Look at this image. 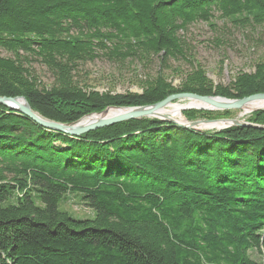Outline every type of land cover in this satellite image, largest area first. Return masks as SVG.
I'll use <instances>...</instances> for the list:
<instances>
[{
  "label": "trees",
  "instance_id": "obj_1",
  "mask_svg": "<svg viewBox=\"0 0 264 264\" xmlns=\"http://www.w3.org/2000/svg\"><path fill=\"white\" fill-rule=\"evenodd\" d=\"M215 18L264 30V0H0V96H24L44 118L71 123L183 92L264 93V61L227 85L194 65L185 34ZM101 54L156 57L161 68L181 58L192 68L179 86L159 70L142 92H100L74 74ZM235 113L183 111L190 121ZM247 121L264 125V109ZM73 193L94 218L60 209ZM0 264H264V129L204 131L146 117L72 136L0 103Z\"/></svg>",
  "mask_w": 264,
  "mask_h": 264
},
{
  "label": "rangeland",
  "instance_id": "obj_2",
  "mask_svg": "<svg viewBox=\"0 0 264 264\" xmlns=\"http://www.w3.org/2000/svg\"><path fill=\"white\" fill-rule=\"evenodd\" d=\"M215 22V27L204 22L191 25L185 34V39L191 47L194 65L200 64L215 85H227L238 73L253 72L255 64L264 61V30L259 27L236 28L230 22L224 23L225 21L219 18H215ZM3 54L11 55L5 51ZM30 66L44 86L50 87L54 84L53 74L46 65L32 58ZM191 68L192 65L181 58H170L167 67L161 68L160 60L156 57H153L150 63L133 58L122 62L109 60L101 54L94 61L81 62L74 75L77 83L89 89L100 92L127 93L129 91L142 92L144 82L157 75L159 70L163 72L168 81L179 86ZM188 102V100H176L173 103L185 106ZM233 111H236V116L230 119L247 120L251 115V111ZM94 113L98 112L88 113L80 119ZM182 116L186 119L183 113ZM213 129H217V126L202 128L204 131ZM75 194H69L68 200L60 201V209L74 218H94V210L83 205ZM253 256L259 259L256 254Z\"/></svg>",
  "mask_w": 264,
  "mask_h": 264
},
{
  "label": "water",
  "instance_id": "obj_3",
  "mask_svg": "<svg viewBox=\"0 0 264 264\" xmlns=\"http://www.w3.org/2000/svg\"><path fill=\"white\" fill-rule=\"evenodd\" d=\"M176 100H188L190 101H199L205 103L210 108H200L202 110H245L247 105L254 101H264V93L253 94L244 98H226L222 96H213V95H200L196 93L183 92L178 94H172L168 96L163 101H160L155 104L144 105V106H133V107H116L110 106L107 109L86 116L78 121L71 123H62L54 120H50L41 116L38 112L34 111L24 96L17 97H7L0 96V103L10 108L11 110L18 111L39 123L45 128L59 131L72 136H80L86 132L100 129L103 127L111 126L120 122H124L132 119L140 118H158L160 120L170 122L176 126H180L186 129H196L202 130L203 127H212L217 126V129L232 127V126H252L256 128L264 129V125H254L247 120L239 118H220L213 120H196L189 121L185 119V122H180L176 119H173L169 116H162L158 114V110L172 104ZM109 108H118L123 109L122 112L118 113L112 117H103L104 114ZM191 108V107H188ZM264 109V108H260ZM256 109V110H260ZM253 110V111H256ZM92 116H95L93 120H90L86 123H83L85 119H88Z\"/></svg>",
  "mask_w": 264,
  "mask_h": 264
},
{
  "label": "bare ground",
  "instance_id": "obj_4",
  "mask_svg": "<svg viewBox=\"0 0 264 264\" xmlns=\"http://www.w3.org/2000/svg\"><path fill=\"white\" fill-rule=\"evenodd\" d=\"M188 107H191V108H188ZM210 107L211 106H209V105H207L205 103L199 102V101H190L185 106L184 105H180V104L172 103V104H170V105L158 110V114L162 115V116L172 117L173 119H176V120H178L180 122H185L186 120L182 116V113H183V111L185 109H197V110H199L200 108H210ZM260 108H264V101L251 102V103H249L247 105L245 110H246V112L251 111V113H252V112H254L253 110L260 109ZM122 111H123V109L109 108L104 114H102V116L103 117H112V116H115V115H117L118 113H120ZM94 117L95 116H92V117H90L88 119H85L83 121V123H86V122H88L90 120L95 119ZM208 128H210V127H208ZM218 130H219V128H218Z\"/></svg>",
  "mask_w": 264,
  "mask_h": 264
}]
</instances>
